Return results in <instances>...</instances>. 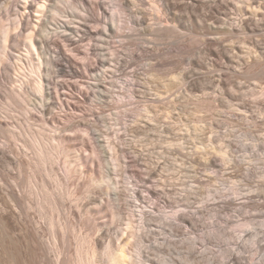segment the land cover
<instances>
[{
    "label": "rangeland",
    "instance_id": "1",
    "mask_svg": "<svg viewBox=\"0 0 264 264\" xmlns=\"http://www.w3.org/2000/svg\"><path fill=\"white\" fill-rule=\"evenodd\" d=\"M99 1L110 2L86 0L80 12L66 6L64 17L43 12L48 31V21L75 22L47 37L61 53L52 73L60 104L46 121L39 111L26 113L30 91L25 100L8 98L16 73L23 77L10 68L27 65L25 47L12 36L1 54L0 148L22 164L0 159V264H77L95 238L102 242L98 264H105L110 241H126L132 260L139 248L142 264H264V0H168L167 11L133 0L127 14L143 21L130 30L123 17L125 27L114 34L105 29L111 15L100 13ZM24 2L0 0V19L15 16L17 7L29 14ZM122 125H130L126 136ZM54 129V158L44 168L34 137L45 140ZM106 135L118 157L112 161L105 145L102 175L92 151ZM104 177L118 181L114 193ZM128 181L141 206L154 207L141 237L125 228L126 207L133 208ZM117 192L126 198L121 206ZM178 211L192 227L175 218ZM164 237L169 246L159 244ZM195 247L200 252L187 253Z\"/></svg>",
    "mask_w": 264,
    "mask_h": 264
},
{
    "label": "bare ground",
    "instance_id": "2",
    "mask_svg": "<svg viewBox=\"0 0 264 264\" xmlns=\"http://www.w3.org/2000/svg\"><path fill=\"white\" fill-rule=\"evenodd\" d=\"M58 3H60V5H58ZM23 4L25 8H28V12H30L29 14L24 13V11L22 12L18 11V7H17L15 16L12 17L10 13H7L4 19H0V61L2 58L1 54L5 53L4 48H6L12 36H15V41L19 45L20 43H22V45L25 47V54L28 55L26 57L28 59L27 60L28 62H26L27 65H24L22 61L21 63H14L12 67L10 68L12 69V71L18 72L23 77L17 76V73H16L17 78L14 77L15 80H13L12 79L13 77L10 74V77L14 81V84L10 90L8 98L10 100L15 99V98H19V99L24 98L25 100L26 95L24 93H26V91L28 92L30 91L29 93L31 95H28V97H34L33 106L27 108L26 113L28 114L30 112H33V110L39 111L40 113H37V115H41L43 120L46 121L45 117H51L50 115L53 114L54 108H56L57 105L60 104L58 102L59 97L56 96V91L54 90L59 83L54 82L55 75H53L52 73L59 72V68H54V67L59 66V63L57 62L58 60L57 57L61 53L59 52L58 49H56V47L50 46V42L47 37H52V33H54V31L59 30L61 27L64 28L66 24H70L71 22L75 23V22L72 21L71 19L69 20L67 19L65 21L61 20L56 23L49 22L47 20L49 24L50 23L56 24L55 25L56 27H54V25L48 24V27H52L51 28L52 30L48 31V29H46L47 27H43L45 23L42 26V22H43L42 16L44 15L43 12L48 9H53L54 15H56V17H64L66 16L65 14L66 11L64 10L66 6L70 7L73 12H76V11L80 12L81 4H85L88 6L89 3L86 2V0H81L79 2L76 0H70V1L69 0H54V1L53 0L52 1L50 0H25ZM95 4L94 5L97 6L99 10H101L100 12L101 14L105 13V14L111 15V20L108 21L105 25L106 26L105 29L109 31L110 33H113L117 30L119 31L121 29L124 18L130 30L133 29V27L131 26L132 22L137 23L141 20L143 21L142 19L143 16L133 19L135 18L134 14L132 13H130L129 15L127 14L128 11L132 12V10L136 7V4L133 0H110V2L99 1V2H95ZM15 6H19V4ZM151 6L154 7L155 9L159 8L164 11H167L169 7L168 0H151ZM56 17H53V19L57 20ZM41 32L44 33L43 36L41 35ZM64 40H67L69 44H71L76 40L82 41L83 38L77 37L76 40H73L71 38H64ZM122 40L123 39H121V41ZM86 46H88V49H91L89 43H86ZM80 54H83V53H80V50H78V55ZM118 60L121 61V59L119 58ZM120 61H118V64L120 63ZM19 70L22 72H19ZM70 71H71V75L75 77L80 76L81 74V73L79 74L77 71L72 70V69H70ZM90 71H94V67L92 69H88V72ZM116 71H118V69H116ZM43 72H45L47 75H44ZM116 81L118 83L117 84L118 87L126 89V85H128V83H126L125 81H122L120 77H116ZM120 99L122 100L121 96H119V98H115V100H117L118 102L120 101ZM38 105H40V109H38L37 107ZM146 111H148L147 107L141 108L138 112V115H136V119L140 118V113H146ZM148 115H151V114L148 113ZM54 117L55 115L52 118ZM144 118L148 119V117H144ZM116 119H119L118 113H116ZM128 127H130V125H122V129H123L122 133H124L125 136L128 135ZM84 129H80L83 132L82 135L84 134L89 135L90 133L88 131H84ZM11 134H14L13 131L11 132ZM57 138H58V134L56 133L55 129L50 132L49 137L46 138L45 140H39L40 138L36 136L34 137V141L37 144V147H36L37 148L36 150L37 161L39 164L44 166V168H46L47 163L53 160L54 158L51 140L55 141ZM106 140L107 141H104L103 139L98 140V141L105 142L101 144V148H100V151H102L103 153H100V151H97V149H94L92 151V154H94V156H96L101 161L100 171L102 175H104V171H106V169H104V163H108V161H102V159L106 158V155H107L105 145H108V148L110 150V159H112V161H114V159L118 157L117 155L115 157L114 151H116V149H114V145H112L107 135H106ZM124 141H126V137L124 138ZM92 147H96V143ZM104 152H105V155H104ZM100 155H103L104 157H101ZM0 159H5L10 164H13V163L22 164V162L19 159L11 155L10 156L7 155L6 151L1 148H0ZM112 167H114L115 169L116 165H112ZM130 173L131 175H133L135 174V171L131 169ZM147 175L148 176L146 178H149L152 176V173L151 174L148 173ZM116 179H118V177H116ZM146 181H148V179ZM128 183L130 184V186L128 187V191L130 193V187H132V183H130V181H128ZM104 185H106L108 189H112V192L114 193V189L118 187V181H116V183H112V177H104ZM150 192L152 194L157 193L155 189H152ZM123 197L124 196L121 192H117L115 195V199L118 202L119 206H121L120 201L122 199H126ZM139 197H140L139 190L136 188H131V193L129 195V199H127V202L128 201L129 203L131 202V205H133V208H130L128 211V207H126V213H128V219L127 221L125 219V223H126L125 228L128 230L127 232L128 235H132V237H134V235L138 237L143 236V232L145 231L148 225L146 222L148 216L154 215V207L151 206L150 204H146V208L144 206H141L142 203H140ZM132 199L137 200L138 203L140 204L135 203ZM109 206L111 209L110 210L111 213H114L113 216L120 217L122 220H124V217H122V215H120V213L116 211V205H114V203H110ZM164 215H166V213H164ZM175 218L179 222H181L183 226L185 227L193 226V219H191L189 216H186L185 214L179 211L175 213ZM155 226L159 227V225H155ZM160 228L164 229L162 224L160 225ZM172 229L175 230L174 228ZM107 232H108V229H106V227L105 229L102 228V234H106ZM182 235L184 237L185 233H183ZM101 243L102 242L99 238H95L93 241L91 252L87 251L85 254L86 255L85 257H83L84 255L83 256L79 255L77 264H98V261L95 259L96 257L95 251H96V247ZM126 244H127L126 241L119 242L117 244H115L114 241H110V244H109V247L106 253L103 255V257L101 255L100 262L102 261L105 264H142V261H140L142 254H143L142 251L139 248L135 249L134 253L136 254L134 255L135 256L134 259L132 260L131 256L126 251L127 250L126 249L127 247H125ZM159 244L161 246H165V245L169 246L171 242L166 237H164L162 242H159ZM233 244H236L235 245L236 247L234 248L237 249L238 244L237 243H233ZM182 248H184V246ZM196 252H200L196 247L194 251L193 250L187 251V253L190 255L192 254L194 255ZM228 256H229L230 261L235 262L236 256L234 253L231 252L229 253ZM212 259H213V256L209 257L210 261ZM58 264H62L61 261Z\"/></svg>",
    "mask_w": 264,
    "mask_h": 264
}]
</instances>
